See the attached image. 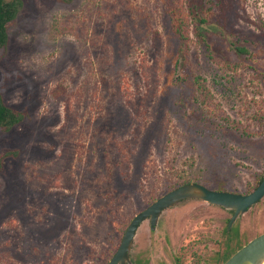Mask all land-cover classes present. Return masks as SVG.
Returning <instances> with one entry per match:
<instances>
[{
  "label": "rangeland",
  "instance_id": "rangeland-1",
  "mask_svg": "<svg viewBox=\"0 0 264 264\" xmlns=\"http://www.w3.org/2000/svg\"><path fill=\"white\" fill-rule=\"evenodd\" d=\"M22 3L0 47V97L24 115L0 129V264H92L178 187L259 186L264 0ZM191 5L206 23L200 38L190 19L180 61L175 12ZM232 217L184 201L142 224L136 250L224 264L264 233V199Z\"/></svg>",
  "mask_w": 264,
  "mask_h": 264
},
{
  "label": "water",
  "instance_id": "water-1",
  "mask_svg": "<svg viewBox=\"0 0 264 264\" xmlns=\"http://www.w3.org/2000/svg\"><path fill=\"white\" fill-rule=\"evenodd\" d=\"M264 198V179L260 186L248 195L225 191H214L200 183L186 184L157 199L148 208L138 213L126 230L116 257L109 264H126L142 224L150 221L151 229L156 230L162 214L187 200H200L209 205L233 211L229 228L240 215L247 213ZM224 264H264V233L248 242Z\"/></svg>",
  "mask_w": 264,
  "mask_h": 264
},
{
  "label": "trees",
  "instance_id": "trees-1",
  "mask_svg": "<svg viewBox=\"0 0 264 264\" xmlns=\"http://www.w3.org/2000/svg\"><path fill=\"white\" fill-rule=\"evenodd\" d=\"M22 4V0H0V47H3L8 43V26L16 19ZM195 9L196 5H191L188 13H185L183 10H180L179 13L175 12L176 32L179 37L178 59L180 61L187 59L191 49L192 41L190 36V19L195 23V30L198 36L203 38L201 27L206 23V21L199 18V16L195 13ZM237 51L242 54L246 52L241 48H237ZM23 120L24 115L5 105L0 97V129L10 131ZM243 246H241L238 250H240Z\"/></svg>",
  "mask_w": 264,
  "mask_h": 264
},
{
  "label": "flooded vegetation",
  "instance_id": "flooded-vegetation-1",
  "mask_svg": "<svg viewBox=\"0 0 264 264\" xmlns=\"http://www.w3.org/2000/svg\"><path fill=\"white\" fill-rule=\"evenodd\" d=\"M263 179H264V176H263L262 180L260 181V184L262 183ZM260 184H259V186H260ZM187 201H189V200H187ZM232 213L234 215L233 211H232ZM150 229H151V223H150ZM151 231L154 232L155 230L151 229ZM163 240H164L165 243L164 244H160V246L166 245L167 240H165V239H163ZM150 241H152V240L150 239ZM121 242H122V240L118 244V247H117V249H116V251L114 253L101 254L99 256V259L97 261H94L92 264H109V262H111L112 259H114L116 257V253H117V251H118V249H119V247L121 245ZM150 251H151V249H149V250L137 249L136 250V244L134 242V245L132 246L131 252L129 253L130 261H128L126 264H186L184 259L181 256H179V255H176V254H173V253H166V252H150ZM162 251H165V249L162 248ZM221 257H222V255L217 253L216 258L217 259L219 258L221 260Z\"/></svg>",
  "mask_w": 264,
  "mask_h": 264
}]
</instances>
